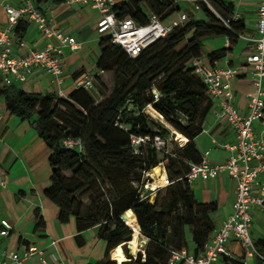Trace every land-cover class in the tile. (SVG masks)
I'll return each instance as SVG.
<instances>
[{
	"label": "trees",
	"instance_id": "obj_1",
	"mask_svg": "<svg viewBox=\"0 0 264 264\" xmlns=\"http://www.w3.org/2000/svg\"><path fill=\"white\" fill-rule=\"evenodd\" d=\"M47 1L32 3L40 10ZM195 3L207 21L190 18L135 59L109 38L101 37L92 81L94 94L75 88L62 98L29 93L0 81L2 111L29 122L50 150L51 184L44 197L56 206L61 224L73 218L78 233L97 228L106 244V257L111 251L113 262L106 264H169L172 252L187 248L186 227L191 228L194 254L203 251L214 232L208 214L216 209L215 204H197L184 178L189 163L201 162L194 139L202 132L203 121L213 106L190 63L204 57L211 63L222 59L229 49L205 54L202 39L224 36L234 45L244 25L227 17L232 8L223 0ZM178 8L175 0H129L115 4L112 11L118 19L131 18L145 25L150 13L164 20ZM26 27V22H18L14 36L22 38ZM103 73L112 76L110 90L100 79ZM145 110H151L162 124ZM171 131L175 140L184 137L182 148L168 153L155 149V137L167 139ZM130 136L148 138L138 154L132 152ZM68 141L74 144L68 147ZM161 165L169 185L161 199L150 203L151 191H144V185L151 179L146 175ZM129 210L139 226L136 239L141 235L147 240L144 253L120 219ZM35 217L37 230L44 221L38 211ZM253 243L254 264H264V238ZM222 262L243 264L229 257H223Z\"/></svg>",
	"mask_w": 264,
	"mask_h": 264
},
{
	"label": "crops",
	"instance_id": "obj_2",
	"mask_svg": "<svg viewBox=\"0 0 264 264\" xmlns=\"http://www.w3.org/2000/svg\"><path fill=\"white\" fill-rule=\"evenodd\" d=\"M27 1L0 0V30L5 28L7 23L3 7L9 5L20 8ZM29 1L32 2V0ZM67 1L48 0L39 6L40 10L38 11L44 16L48 27L74 37L77 42L81 43V47L74 51L61 48L62 77L60 83H57L43 69H36L28 76L25 83L17 86L26 92L57 95V92L61 91L62 98H66L75 89L76 78L81 75H92L97 71L96 61L101 53V37L96 32L99 12L90 5L68 3ZM128 1L113 0L115 4ZM223 1L230 4L232 8V14L227 17L240 20L244 25V31L238 35L256 36L258 0ZM194 4L192 1L178 3V10L163 21L167 23L175 20L180 13H185L187 16L184 23L188 22L190 18L196 21H207L202 10L195 9ZM207 6L212 10L210 4L207 3ZM212 11L214 12V10ZM26 25V31L22 38L18 39L13 36L15 54L41 50L47 44L57 48L61 46L56 38L43 35L35 24L26 22ZM20 42L24 43V47L19 48ZM202 45L205 54L229 49L222 59L214 63H211L206 57L201 58L206 65L213 68L234 67L241 69L246 64V57L250 52L249 45L239 37L234 45H230L227 37L224 36L204 38ZM100 77L102 83L110 90L112 87L111 74L103 73ZM231 84L235 93V105L239 112L245 115L248 109V98L253 95L255 90L252 81L246 74H241ZM212 103L213 106L203 121L202 132L194 139V144L201 158L214 164L226 160L229 152L223 146L234 143V134L223 120L217 118L218 102L212 100ZM254 129L256 133L264 135V124L255 122ZM171 134L173 135L172 131ZM183 140L184 137L176 141L181 143ZM49 156V148L30 123L3 112L0 106V159L5 172L4 178L7 180L6 188L0 190V216L7 219L13 227L5 242L6 251L8 254L14 252L23 254L29 247H36L44 252V257L48 262L55 264H106L113 262L110 257L111 251L106 257V244L98 236L97 228H90L78 233L73 218L65 224L58 221L56 206L43 195L44 190L51 184ZM158 173L157 179H160L162 175L166 174V171L160 168ZM260 180L264 181V176H261ZM190 188L197 204H215L216 209L208 216L214 224V231L217 230L232 213L236 196V182L226 176H220L205 182H193L190 184ZM36 211L40 213L44 221V226L37 230L34 229ZM250 236L253 241L264 238V211L255 214ZM185 237L187 242L185 250L194 253L195 244L192 241L190 227H186ZM227 250L228 257L232 260L240 261L243 264H254V256L246 255L239 242L231 240L227 244ZM25 264H38L37 257L26 260ZM216 264L224 263L221 259Z\"/></svg>",
	"mask_w": 264,
	"mask_h": 264
},
{
	"label": "built area",
	"instance_id": "obj_3",
	"mask_svg": "<svg viewBox=\"0 0 264 264\" xmlns=\"http://www.w3.org/2000/svg\"><path fill=\"white\" fill-rule=\"evenodd\" d=\"M185 1L195 3V0H175V3ZM67 2L90 5L96 9L100 16L96 26L97 34L109 38L112 44L120 46L131 59H135L146 47L182 26L187 18L185 13H180L177 19L165 23L158 15L150 13L148 22L140 25L131 18L118 19L112 11L115 5L113 0H68ZM194 7L200 8L196 3ZM3 9L7 16L6 26L0 30V81L3 85L17 87L25 83L28 76L36 69H43L60 83L61 48L74 51L81 47V43L74 37L48 27L44 16L29 0L20 8L5 5ZM20 21L35 24L43 35L56 38L61 46L57 48L47 44L41 50L15 54L13 31ZM238 37L250 47L246 64L241 69L213 68L206 65L202 59H194L190 63L194 74L204 84L207 96L218 102L217 118L223 120L224 124L232 129L234 143L223 146L229 152L225 161L211 164L202 158L200 163H189L188 173L184 177L188 184L196 181L205 182L220 176L235 181L236 196L232 213L212 233L202 252L198 254L186 250L172 252L169 264H216L223 257H228L227 244L231 240L239 242L246 255L252 256L256 253L250 230L254 224L255 214L264 211V181L260 180V177L264 176V135L256 133L254 129L255 122L264 124V0H258L256 6V36L238 35ZM21 47H24L23 42L19 43V48ZM241 74H246L250 78L255 89L253 95L248 98L245 115H242L235 105V93L231 84ZM94 75L95 73L76 78L75 88L93 92ZM57 95L63 96L61 91H58ZM130 138L133 154H138L140 145L148 141L147 137L130 136ZM65 144L71 147L74 143L68 141ZM166 145L167 139L155 137L153 142L155 149L164 151ZM165 151L168 153L167 150ZM4 175L0 159V190H4L7 186ZM144 191L153 193L155 190L151 183L147 182ZM143 195L144 192L141 193V196ZM12 229L8 220L0 216V264H25L26 260L33 257H37L38 264H55L48 262L44 252L36 247H29L23 254L17 252L8 254L5 242Z\"/></svg>",
	"mask_w": 264,
	"mask_h": 264
},
{
	"label": "rangeland",
	"instance_id": "obj_4",
	"mask_svg": "<svg viewBox=\"0 0 264 264\" xmlns=\"http://www.w3.org/2000/svg\"><path fill=\"white\" fill-rule=\"evenodd\" d=\"M211 8H212V10H214V12H216V10L213 8V6H211ZM91 93L94 94V92H91ZM145 112H146V110H145ZM147 112H146V114H148L149 117L152 120H154L155 122H158V123L162 124L159 121V118L151 110H147ZM181 148H182V144L180 142H177L174 139L173 135L170 134L169 137L167 138V145H166L165 150H167L168 152H175V151H179ZM160 168H163V167H161V166L156 167V168H154L153 170H151L150 172L147 173L146 176L149 179H151V182L150 183H153L154 178H157L158 177V175H159L158 171H159ZM151 174H152V176H151ZM165 193H166L165 192V187L156 189L153 193H151L149 195V202L151 201L150 203H153L156 199H161L165 195ZM142 239H145V238L143 236L142 237L139 236V240H142ZM127 249H128V247H127ZM143 251H140V252L143 253Z\"/></svg>",
	"mask_w": 264,
	"mask_h": 264
},
{
	"label": "bare ground",
	"instance_id": "obj_5",
	"mask_svg": "<svg viewBox=\"0 0 264 264\" xmlns=\"http://www.w3.org/2000/svg\"><path fill=\"white\" fill-rule=\"evenodd\" d=\"M166 126V125H165ZM166 127H168V126H166ZM169 128V127H168ZM160 173V172H159ZM151 176H152V174H151ZM167 183H169V181H168V178H167V175L166 174H164V175H162V178H154V181H153V183H151V186H152V188L154 189V190H156V189H158V188H163V187H165V186H167ZM125 224L129 227V228H131L132 230H133V234H134V238H133V234H132V238L131 239H133V242L135 243V244H137L138 243V238L136 239V234H137V231H138V228H139V226H138V224H137V221H136V219H135V216L133 215V214H128V217H127V219H126V222H125ZM137 247H138V245H137ZM139 249V248H138ZM139 250H141V249H139ZM128 251H129V249H128ZM143 253H144V251H143ZM130 254V253H129ZM130 255H132V254H130ZM126 261H128V259L126 258L125 260H124V262H126Z\"/></svg>",
	"mask_w": 264,
	"mask_h": 264
},
{
	"label": "water",
	"instance_id": "obj_6",
	"mask_svg": "<svg viewBox=\"0 0 264 264\" xmlns=\"http://www.w3.org/2000/svg\"><path fill=\"white\" fill-rule=\"evenodd\" d=\"M130 213L133 214V212L130 211V210L127 211V212H125V214L120 217L121 221H123L125 223L126 222V219L128 217V214H130ZM130 230L133 232V230L131 228H130ZM146 243H147V240L146 239L138 240V243H137L138 248L141 249V250H144V246H145ZM126 245H127L128 249H129L128 243Z\"/></svg>",
	"mask_w": 264,
	"mask_h": 264
}]
</instances>
